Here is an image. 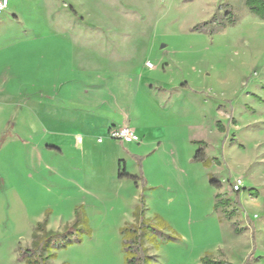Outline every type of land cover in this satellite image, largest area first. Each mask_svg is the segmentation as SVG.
I'll return each instance as SVG.
<instances>
[{"label":"rangeland","instance_id":"374dc122","mask_svg":"<svg viewBox=\"0 0 264 264\" xmlns=\"http://www.w3.org/2000/svg\"><path fill=\"white\" fill-rule=\"evenodd\" d=\"M8 1L0 264H23L36 225L61 232L78 208L91 234L51 244L50 264H127L119 231L136 224L140 188L117 175L122 161L138 177L137 158L155 186L144 218L167 224L143 239L148 264H264V19L244 0ZM227 12L234 24L219 26ZM127 117L140 145L107 132ZM192 142L205 143L208 167L192 162ZM215 194L230 205L214 210Z\"/></svg>","mask_w":264,"mask_h":264},{"label":"trees","instance_id":"16d2710c","mask_svg":"<svg viewBox=\"0 0 264 264\" xmlns=\"http://www.w3.org/2000/svg\"><path fill=\"white\" fill-rule=\"evenodd\" d=\"M245 6L250 13L257 16L260 19H264V0H244ZM216 16L213 17L215 21ZM225 21V23H224ZM226 24H234V18L231 12H227L223 18V22L218 23L219 26L224 27ZM197 29V28H196ZM217 128L220 132L224 131L223 126L218 123ZM194 145H198V149L195 152L192 162L208 167L211 164L209 157L207 156L204 147V142H192ZM119 163V170L117 178L119 180L128 179L132 181L136 188H140L139 201L140 205L133 212V218L136 221L135 225H124L120 228V235L123 239V247L128 254L126 259L127 264H148V261L152 259L146 255V250L143 246L144 237L150 236V241H154L157 235L161 234V230L167 227V224L158 215L154 216L155 224L144 218L145 204H144V192L145 180L141 171V158H137L139 176L134 177L126 173L125 165L123 167ZM218 163V162H216ZM211 185L218 191L220 184L216 182L212 177ZM235 194V193H234ZM215 203L213 205L214 210L224 209L231 203L230 200H220V195H214ZM234 203L239 204V196L236 193ZM47 219H44L41 223H38L32 234V244L30 248L19 249L22 257L23 264H50L52 255L49 253L50 245L59 243L58 248L64 247L72 242H81L82 236H90L91 231L88 226V220L81 208H78L74 212V221L65 226L61 232H53L47 230ZM235 234H239L236 229L233 230ZM200 264H231L224 260H215L209 256H204L200 259Z\"/></svg>","mask_w":264,"mask_h":264},{"label":"built area","instance_id":"2783aa9c","mask_svg":"<svg viewBox=\"0 0 264 264\" xmlns=\"http://www.w3.org/2000/svg\"><path fill=\"white\" fill-rule=\"evenodd\" d=\"M8 0H0V13H2L8 7ZM109 136L111 139L119 141L124 144L139 143V136L129 127L119 126L109 130ZM242 186L241 180H236L232 186V192L237 193Z\"/></svg>","mask_w":264,"mask_h":264},{"label":"crops","instance_id":"0c3cea01","mask_svg":"<svg viewBox=\"0 0 264 264\" xmlns=\"http://www.w3.org/2000/svg\"><path fill=\"white\" fill-rule=\"evenodd\" d=\"M93 87V86H91ZM98 87V86H97ZM107 132L109 133L110 128H114V127H119V126H129L140 138V143H138V145H140L142 143V141L144 140L145 136L142 133V131L140 130V128L136 125L135 122H133L130 118H121L120 120H118L117 124L115 123V121H108L107 123ZM124 145H129V144H124ZM143 178L145 180V188L146 191L148 192L150 190H153L155 188V186L151 185L148 178L145 176V174L143 173Z\"/></svg>","mask_w":264,"mask_h":264}]
</instances>
